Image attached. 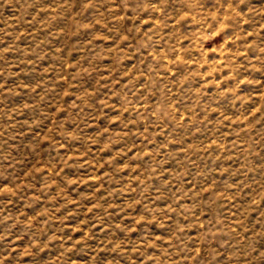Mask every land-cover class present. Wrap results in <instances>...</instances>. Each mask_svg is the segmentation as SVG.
Masks as SVG:
<instances>
[{"label": "rangeland", "instance_id": "obj_1", "mask_svg": "<svg viewBox=\"0 0 264 264\" xmlns=\"http://www.w3.org/2000/svg\"><path fill=\"white\" fill-rule=\"evenodd\" d=\"M0 264H264V0H0Z\"/></svg>", "mask_w": 264, "mask_h": 264}]
</instances>
